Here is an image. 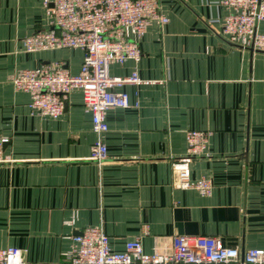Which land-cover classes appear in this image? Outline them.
Segmentation results:
<instances>
[{
    "label": "crops",
    "instance_id": "0c3cea01",
    "mask_svg": "<svg viewBox=\"0 0 264 264\" xmlns=\"http://www.w3.org/2000/svg\"><path fill=\"white\" fill-rule=\"evenodd\" d=\"M157 1L166 21L136 38L139 59L108 66L141 82L121 87L128 107L107 110L106 159L96 162L79 90L52 118L10 83L19 69L52 62L76 73L82 50L25 51L21 39L49 26L43 1L0 0V248H19L23 264H71L73 236L90 226L113 250L139 237L151 252L174 234L264 248V52L223 40L230 9L217 0ZM256 30L264 33V21ZM190 130L205 134L196 155ZM182 162L192 180L210 182L208 194L176 185Z\"/></svg>",
    "mask_w": 264,
    "mask_h": 264
},
{
    "label": "built area",
    "instance_id": "2783aa9c",
    "mask_svg": "<svg viewBox=\"0 0 264 264\" xmlns=\"http://www.w3.org/2000/svg\"><path fill=\"white\" fill-rule=\"evenodd\" d=\"M49 16V26L33 30L21 39L27 52L51 48H80L82 62L76 73L68 72L60 62L21 68L10 78L16 89L29 94V108L57 118L72 90H79L84 108L91 114L95 139L89 159H106L102 134L107 130L105 114L111 108L129 105L124 84L139 83L135 73L113 76L110 63L138 60L141 51L136 38L142 36L152 20L164 23L157 0H42ZM230 10L224 15L223 40L241 48L264 52V33L256 24L264 21V0H217ZM128 32L134 37H129ZM205 134L190 130L186 140L188 154L196 155ZM0 162L7 156L2 153ZM176 185L193 188L200 194L210 192L205 178L192 180L186 162L174 165ZM153 251L143 250L139 237L125 242L122 250H113L108 235L99 226L86 227L73 236V246L66 252L71 264H264V248L229 247L220 238L207 235L174 234ZM0 264H23L21 250L15 246L0 248Z\"/></svg>",
    "mask_w": 264,
    "mask_h": 264
},
{
    "label": "rangeland",
    "instance_id": "374dc122",
    "mask_svg": "<svg viewBox=\"0 0 264 264\" xmlns=\"http://www.w3.org/2000/svg\"><path fill=\"white\" fill-rule=\"evenodd\" d=\"M159 22V21H158Z\"/></svg>",
    "mask_w": 264,
    "mask_h": 264
}]
</instances>
